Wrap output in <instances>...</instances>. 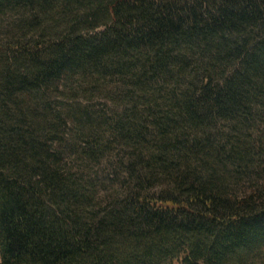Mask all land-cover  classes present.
<instances>
[{
  "label": "trees",
  "instance_id": "16d2710c",
  "mask_svg": "<svg viewBox=\"0 0 264 264\" xmlns=\"http://www.w3.org/2000/svg\"><path fill=\"white\" fill-rule=\"evenodd\" d=\"M9 14L0 264H264V181L231 187L264 177L261 127L250 128L264 112V0H0V22ZM110 77L146 100L147 117L134 108L115 134L141 141L150 126L158 142L127 165L134 186L106 205L67 169L46 95ZM172 81L167 95L156 90ZM221 121L232 130L224 143Z\"/></svg>",
  "mask_w": 264,
  "mask_h": 264
},
{
  "label": "rangeland",
  "instance_id": "374dc122",
  "mask_svg": "<svg viewBox=\"0 0 264 264\" xmlns=\"http://www.w3.org/2000/svg\"><path fill=\"white\" fill-rule=\"evenodd\" d=\"M13 22L15 18L10 14L1 19L0 57L3 46L16 33L12 27ZM183 83L179 81L180 87ZM155 87L165 95L176 89L173 81L169 87L165 83L155 84ZM133 88L135 89L134 83L111 77L100 82L74 79L72 82H61L58 88L46 95L52 117L56 119L57 114L60 116L67 169L79 176L84 185L94 193L95 203L103 200L107 205L109 199L125 196L131 189L130 186H134V181L127 171V165L130 162L136 163L137 155L140 158L142 153L151 154L157 149L155 146L158 142L157 131L150 126L145 131L139 122L144 120L141 114L147 117V113L143 112L146 109L144 104L146 100L140 101L138 98L129 97ZM161 98L162 96L159 95L158 103L163 104L165 98L162 100ZM134 108L141 111L137 112L140 119L138 125L142 129L139 134L141 141L126 139L115 134L117 122H124L125 117L130 116L136 120V112H131ZM72 109L85 110V112H72ZM42 110L43 107H40L39 111ZM261 114L253 123H250L252 124L250 128H255V132L257 127H261L259 130L264 138V112ZM225 123L221 121L217 125L219 133L213 131L214 134L217 133L222 143L226 141L227 135L232 133L230 128H226ZM239 133L237 131L236 134H242ZM246 136H248L247 140L255 141L251 130L247 131ZM241 178L235 180L236 183H231L234 191H245L264 181V177L259 176L257 171ZM160 184V182L157 183L152 191L160 190L162 188ZM176 264L181 263L176 262Z\"/></svg>",
  "mask_w": 264,
  "mask_h": 264
}]
</instances>
